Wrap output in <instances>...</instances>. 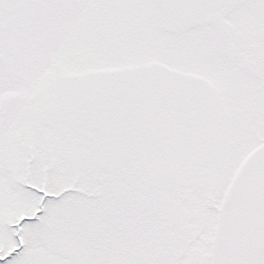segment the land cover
<instances>
[{
	"label": "snow or ice",
	"instance_id": "obj_1",
	"mask_svg": "<svg viewBox=\"0 0 264 264\" xmlns=\"http://www.w3.org/2000/svg\"><path fill=\"white\" fill-rule=\"evenodd\" d=\"M0 264H264V0H0Z\"/></svg>",
	"mask_w": 264,
	"mask_h": 264
}]
</instances>
